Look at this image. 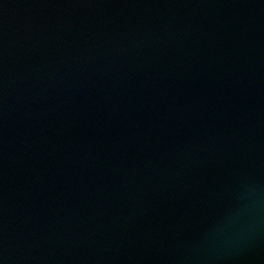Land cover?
<instances>
[{"label":"water","instance_id":"1","mask_svg":"<svg viewBox=\"0 0 264 264\" xmlns=\"http://www.w3.org/2000/svg\"><path fill=\"white\" fill-rule=\"evenodd\" d=\"M0 264H264V0H0Z\"/></svg>","mask_w":264,"mask_h":264}]
</instances>
